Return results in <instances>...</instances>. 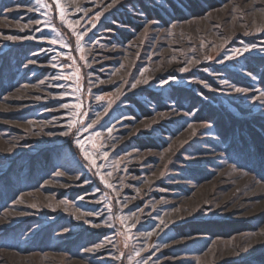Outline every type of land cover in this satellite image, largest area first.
Returning a JSON list of instances; mask_svg holds the SVG:
<instances>
[{
	"label": "rangeland",
	"instance_id": "1",
	"mask_svg": "<svg viewBox=\"0 0 264 264\" xmlns=\"http://www.w3.org/2000/svg\"><path fill=\"white\" fill-rule=\"evenodd\" d=\"M44 3L0 0V264H264V0Z\"/></svg>",
	"mask_w": 264,
	"mask_h": 264
},
{
	"label": "snow or ice",
	"instance_id": "2",
	"mask_svg": "<svg viewBox=\"0 0 264 264\" xmlns=\"http://www.w3.org/2000/svg\"><path fill=\"white\" fill-rule=\"evenodd\" d=\"M36 4L40 7H46L47 5L44 3V0H35ZM55 4H56V7L57 8H60V0H55ZM60 12H61V19L63 20L64 19V9L63 8H60ZM97 19H99V16H97ZM71 27V26H70ZM31 38V37H30ZM9 39H12V37H9ZM77 39H82V36L78 35L77 36ZM52 43H56V41H52ZM239 50H237L238 52ZM244 51H248V49H244ZM83 58V57H82ZM53 67H56V65H53ZM182 70H185V69H182ZM59 79V77H58ZM136 85L133 84L132 87H135ZM237 91H242V89H237ZM65 107H67V105H65ZM76 107H79V105H77ZM74 123V122H73ZM73 126L72 123L69 124V128H71ZM64 135H67V133H64ZM78 145L80 144L79 141H77ZM81 146V149L82 151H84V156H85V159H88V160H91L90 156H89V153L87 152L86 149L83 148L82 145ZM91 163L93 165H95V160H91ZM109 175H111V173H109ZM111 185H109L110 187Z\"/></svg>",
	"mask_w": 264,
	"mask_h": 264
},
{
	"label": "trees",
	"instance_id": "3",
	"mask_svg": "<svg viewBox=\"0 0 264 264\" xmlns=\"http://www.w3.org/2000/svg\"><path fill=\"white\" fill-rule=\"evenodd\" d=\"M220 109V108H219ZM220 111H221V109H220ZM212 114V116H211V121L212 122H219L220 120H223V121H226L227 123H228V125H229V127H231L230 129H231V131L233 130V128H235V119L231 116V115H229V114H226L224 111L223 112H213V113H211ZM224 114H225V116L227 115V118H225L224 119ZM223 115V116H222ZM229 118V119H228ZM228 127V126H227ZM231 131H230V133H231ZM232 134H235V131L232 133ZM238 136H239V134H238ZM238 138V137H237Z\"/></svg>",
	"mask_w": 264,
	"mask_h": 264
}]
</instances>
